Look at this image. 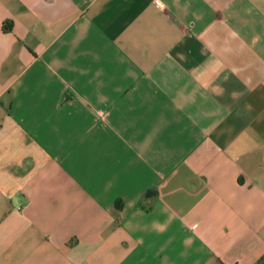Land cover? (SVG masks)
<instances>
[{
  "label": "crops",
  "instance_id": "1",
  "mask_svg": "<svg viewBox=\"0 0 264 264\" xmlns=\"http://www.w3.org/2000/svg\"><path fill=\"white\" fill-rule=\"evenodd\" d=\"M0 264H264V0H0Z\"/></svg>",
  "mask_w": 264,
  "mask_h": 264
}]
</instances>
